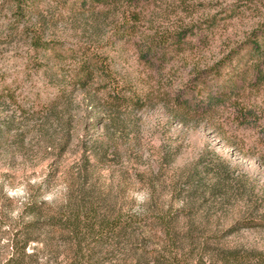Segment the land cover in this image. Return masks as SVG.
<instances>
[{
    "label": "rangeland",
    "instance_id": "374dc122",
    "mask_svg": "<svg viewBox=\"0 0 264 264\" xmlns=\"http://www.w3.org/2000/svg\"><path fill=\"white\" fill-rule=\"evenodd\" d=\"M29 4L0 0V263L264 264V0Z\"/></svg>",
    "mask_w": 264,
    "mask_h": 264
},
{
    "label": "trees",
    "instance_id": "16d2710c",
    "mask_svg": "<svg viewBox=\"0 0 264 264\" xmlns=\"http://www.w3.org/2000/svg\"><path fill=\"white\" fill-rule=\"evenodd\" d=\"M32 0H13V4L16 9L20 11L23 15H25L27 18H31L32 16H36L35 14V8H33V4H29ZM110 4H116L117 2L125 6L128 4V6L132 8H137L142 0H105V2H109ZM29 2V3H28ZM131 16L137 17L136 13H131ZM255 52H258V48L255 47ZM147 53V52H146ZM145 53V54H146ZM260 57V56H259ZM258 60V59H257ZM258 64L262 67L260 69L259 65V74H261L262 77H264V57H262L260 60H258ZM262 70V71H261ZM250 115V111L248 112ZM30 239L26 238L24 243H11L12 251L10 252V255L4 259L0 264H24V259L28 256L25 253V247L29 243Z\"/></svg>",
    "mask_w": 264,
    "mask_h": 264
}]
</instances>
